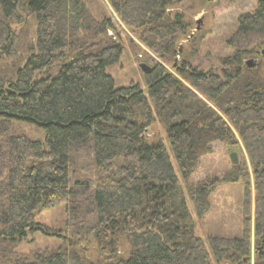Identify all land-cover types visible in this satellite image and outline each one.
Returning a JSON list of instances; mask_svg holds the SVG:
<instances>
[{
  "label": "trees",
  "instance_id": "trees-1",
  "mask_svg": "<svg viewBox=\"0 0 264 264\" xmlns=\"http://www.w3.org/2000/svg\"><path fill=\"white\" fill-rule=\"evenodd\" d=\"M107 2L120 24L141 30L148 52L175 55L188 25L168 15L172 0ZM115 29L85 0H0V264H251L252 241V264H264V78L243 62L264 50V0L238 17L220 75L183 64L174 76L145 53V92L116 87L107 73L123 52ZM55 64V76L34 81ZM15 123L41 129L42 141L16 133ZM154 123L164 128L170 153L144 140ZM237 139L252 187L243 165L189 187L187 198L201 218L213 191L241 179V235L204 243L179 178L189 180L212 144L235 147ZM61 205L62 231L35 222ZM36 232L61 243L19 253ZM89 238L93 261L79 249Z\"/></svg>",
  "mask_w": 264,
  "mask_h": 264
},
{
  "label": "rangeland",
  "instance_id": "rangeland-1",
  "mask_svg": "<svg viewBox=\"0 0 264 264\" xmlns=\"http://www.w3.org/2000/svg\"><path fill=\"white\" fill-rule=\"evenodd\" d=\"M91 14L100 19L108 17L116 26L114 35H117L123 48L122 56L117 65L109 68L107 73L112 77L116 87H127L129 85L139 86L143 92L146 91L142 77L141 65L148 66L145 61L147 54L171 75H175L177 67L187 64L189 68L197 71L212 72L220 75L222 71L221 60L230 55L226 42L234 33L239 16L251 13L255 10L257 0H172V6L168 8V15H181L188 25L184 35L178 36L175 44V55L160 58L148 52L140 43L141 30L131 31L120 24L113 13L107 0H85ZM21 26L13 27L18 33ZM33 27L31 28V30ZM264 49L261 47L259 52ZM257 51V50H256ZM146 53V54H145ZM244 63H249L250 69L264 78V56L260 53L243 58ZM60 64H55L48 70L37 73L34 81L44 80L46 77L55 76ZM13 130L31 140L42 141L41 129L25 124H13ZM144 140L151 144L161 142L170 153L164 128L159 123L150 126L143 135ZM237 138V137H236ZM235 147L225 146L221 143L211 145V153L203 156L199 164L186 183L179 178V187L186 199V204L194 222L195 234L205 243L210 236L224 238H235L241 235L242 230V201L244 185L241 179L236 183L220 185L209 198L208 212L201 218L194 215L193 207L187 198V190L199 182L207 179H223L230 175L233 168L243 170L246 165L250 175L251 170L245 151L237 139ZM234 153L237 164L230 163L229 156ZM172 165L176 169L174 161ZM240 172V171H239ZM243 173V171H242ZM252 187V184H251ZM254 192L252 190V199ZM65 207L61 205L55 209L41 211L35 218V222L51 230H63L65 227ZM61 239L49 237L42 232H36L27 237L18 247L21 254H31L37 250H51L57 248ZM254 241H252V253L248 262L253 263L255 259ZM120 252L126 253L127 247L123 241L118 244ZM83 255L88 260H95L97 249L92 238L87 239L79 245Z\"/></svg>",
  "mask_w": 264,
  "mask_h": 264
},
{
  "label": "water",
  "instance_id": "water-1",
  "mask_svg": "<svg viewBox=\"0 0 264 264\" xmlns=\"http://www.w3.org/2000/svg\"><path fill=\"white\" fill-rule=\"evenodd\" d=\"M261 55L264 56V50L261 52ZM140 68L142 69V71L144 72H147L149 69L148 67H146L145 65H141ZM229 160H230V163L235 166L237 164V160H236V156L234 153H231L230 156H229Z\"/></svg>",
  "mask_w": 264,
  "mask_h": 264
},
{
  "label": "bare ground",
  "instance_id": "bare-ground-1",
  "mask_svg": "<svg viewBox=\"0 0 264 264\" xmlns=\"http://www.w3.org/2000/svg\"><path fill=\"white\" fill-rule=\"evenodd\" d=\"M149 69V68H148Z\"/></svg>",
  "mask_w": 264,
  "mask_h": 264
}]
</instances>
